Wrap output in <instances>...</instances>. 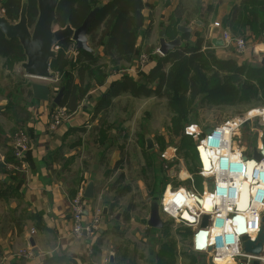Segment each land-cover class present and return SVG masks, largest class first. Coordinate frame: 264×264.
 I'll return each mask as SVG.
<instances>
[{
	"label": "trees",
	"instance_id": "obj_1",
	"mask_svg": "<svg viewBox=\"0 0 264 264\" xmlns=\"http://www.w3.org/2000/svg\"><path fill=\"white\" fill-rule=\"evenodd\" d=\"M27 1L28 22L32 25L37 14L36 0ZM160 1L155 0L152 5H148L143 0H61L58 5L54 24L61 29L67 25L77 29L92 10L99 9L87 36L93 54L76 51L70 40L61 41L58 44L57 57L50 63V69L61 77L63 98L59 108L64 109L66 113L75 112L91 88L104 85L114 74L120 76V79L110 83L107 92L97 102L94 112L102 114L98 123L99 128L94 129L99 131L97 143L106 145L108 153L112 151L113 146L108 137L110 126L106 120V112L113 107V101L124 94L137 99L164 100L168 110L174 114L171 115L169 132L175 137L181 136L187 116L195 114L193 103L198 98L201 99L200 105L210 107L264 105V66L250 64L248 61L239 63L235 59L221 60L209 49L208 44L206 50L201 51L202 38L191 42L188 34L181 35L183 44L180 48L164 57L153 54L154 48L146 45L144 54L148 57L147 63L154 58L155 65L148 73L139 72L138 80L123 74L133 64H138L139 68L138 40L139 38L143 42L148 40L152 32V26L144 27L143 10L148 8L152 14ZM21 3L22 0H1L2 15L11 23L17 22ZM177 3L168 17L169 22L163 25L167 40H173L179 35L177 26L188 27L191 21L203 17L200 0H178ZM167 5L168 2L163 4ZM205 10L209 13L212 7L207 6ZM221 24L232 38H242L248 43L260 42L264 38V0H240L238 4L232 5L229 13L222 18ZM24 59L18 42L6 40L0 33V60L4 61L3 66L7 70H12L14 65L23 62ZM68 69L70 71L66 73ZM21 74L23 77L22 71ZM2 75L5 73L0 69V77L5 79L6 77ZM11 83L10 81L9 84ZM30 85L25 83L14 90L12 88L6 96L9 101H12L11 99L13 101L5 105L6 109L21 108L14 102L23 95L32 100ZM8 86L6 84L2 90L6 91ZM22 131L25 132L19 129L12 134ZM180 143L183 148L192 149L186 139L181 138ZM117 149L121 151V147ZM195 151L197 154V150ZM125 155L127 161L128 154L125 152ZM196 157L198 160L197 155ZM12 164L20 165L15 157ZM117 169L115 166L114 171ZM160 184L163 185L159 182L158 186ZM164 186L166 182L162 190ZM155 189L152 182L148 188L149 197L155 196ZM174 251L175 247L163 245L155 259L158 264H175ZM60 261L51 258L45 264H60Z\"/></svg>",
	"mask_w": 264,
	"mask_h": 264
},
{
	"label": "crops",
	"instance_id": "obj_2",
	"mask_svg": "<svg viewBox=\"0 0 264 264\" xmlns=\"http://www.w3.org/2000/svg\"><path fill=\"white\" fill-rule=\"evenodd\" d=\"M143 2L152 5L155 1ZM143 16L144 27L152 26L153 32L149 34L148 40H138V49L141 46L144 48L152 38L157 21L151 17L148 8L143 10ZM159 21H163V18ZM157 41L159 45V40ZM68 55H71L70 51ZM249 56L248 52L246 59ZM149 63L140 68L138 64H133L123 74L136 79L139 72L148 73L154 67L155 64ZM22 73L24 74L23 71ZM23 77H26L25 74ZM118 79L120 76L114 74L104 85L90 90L76 111L66 113L65 119L55 127L52 124L51 103L34 102L33 98L30 100L23 95L14 102L21 108L6 109L5 105L12 103L13 99L9 101L4 95L2 87L6 83H0V188L8 189L5 200L0 199V264H45L51 258L61 260L60 264H138L140 255L136 247H140L139 244L142 243L140 238L138 242H128L132 248H128L126 260L119 256L114 239H110H122L123 234L118 235L116 228L119 224L128 225L131 213H136L137 216L146 209L149 216V202L143 195L141 202L136 204L130 185L120 186L123 181H113L107 172L101 174L100 167L107 168L110 152L106 153V145L97 143L99 131H94L99 128L98 123L102 118V114H94L97 102L107 92L110 83ZM88 97H92V100ZM106 120L108 122V115ZM108 125L110 126L109 122ZM19 129L25 131L28 140L27 153L22 162L26 169L24 172L15 171L13 167L17 165L12 164L15 157L12 133ZM113 132L109 129V138L115 137ZM117 137L115 138L118 140ZM99 155L102 160L97 165L94 164L93 168L91 163L88 165L81 160L85 156ZM101 163L102 166H99ZM4 168L9 171L10 176ZM185 174H188L187 170ZM89 183L93 184L94 197L89 200L83 198L85 221L91 223L97 211L100 212V219L95 232L90 236L77 238L72 234L70 204L78 194L82 193L83 196ZM138 186L147 196L148 189L140 183H137ZM125 198L130 203L122 201ZM142 221L141 225L147 228V236L151 235L148 244L153 247L158 239L157 234L166 233L165 222L163 221L162 230H154ZM195 234L193 233L194 236ZM152 236L157 238L153 239ZM192 244L194 245V237ZM20 247L33 253V258L16 259L11 252Z\"/></svg>",
	"mask_w": 264,
	"mask_h": 264
},
{
	"label": "rangeland",
	"instance_id": "obj_3",
	"mask_svg": "<svg viewBox=\"0 0 264 264\" xmlns=\"http://www.w3.org/2000/svg\"><path fill=\"white\" fill-rule=\"evenodd\" d=\"M200 1L203 9V17L198 20L196 19V21H191L189 24L188 27L192 29V34L189 35V41L195 42L198 38H202L203 47L201 51H205L208 44L210 46L209 49L214 51L216 57L221 60L226 61L229 59H235L238 60L239 63L241 61H248L250 64L259 65V60L263 58L262 53H264V38H262L260 42L249 43V59H246V56L244 59L238 58L235 55L234 50L231 48L215 49L211 47L210 43L208 42L210 39L209 34L212 31L218 30V32L221 33V31L225 29L221 24L222 18L229 13L232 5L238 4L240 0ZM165 2H168L167 6H163ZM177 2L178 0H161L151 14V17L153 16L157 21L155 22L154 35L152 33V38L147 41L146 45H148V47L152 46L154 48L153 52H156L155 50L158 49V33L162 29L165 30L163 25H166L169 22L168 17L175 8V5L178 4ZM207 6L212 7L211 12L209 13H207L208 11L205 10ZM161 17L163 18V21H159ZM197 21H201L200 26H197ZM54 28L58 29L59 27L55 26ZM146 49L147 47H145V49L143 46L139 47L140 53L138 51V57L141 58L143 55H145ZM156 57L157 55L155 58ZM25 61L26 59H24L23 62L14 65L12 70H7L6 67L3 66L4 61L0 60V69L6 71L5 75L2 76L8 78H5V80L4 78L0 77V83L3 81L6 84H9L10 81L13 83V85L12 83L9 84L4 95L6 96L12 88L14 90L15 87H21V85H24L25 83H40L50 87L52 100L57 95L58 91L62 89L60 79L61 77L59 78V75L57 76L56 72L50 69V72L54 75V79L51 81L34 80L28 77L23 78L21 77V71H23L21 66L23 63H25ZM149 62V64H154L155 59L153 58ZM147 64L148 63L145 65ZM69 71L70 70L68 69L66 73ZM135 78L138 80L139 76H136ZM4 85L5 84H3V86ZM95 87L91 88L90 90L94 89ZM88 99L92 100V97H88ZM51 100L48 103H51ZM114 102L115 104H113V107L108 109L106 113L108 115L110 129L114 131L113 133L115 137L118 136L117 138L119 139L115 140L114 136H110L109 141L112 142L113 148H111L112 151H110V154L108 153L107 168L100 167V170L101 174H104V172L109 173L113 181H123L120 186L130 185L131 194L135 195L134 201L136 204L141 202L143 195L147 202H150L153 199L160 202L164 193L165 186L163 190L162 187L165 182L166 185L169 184L172 188L184 187L186 189H193V191L196 193H202V179L198 175V160L195 150L198 147V143L204 131L211 127L229 124L238 120H242L247 116H253L251 121L246 123L241 129L242 140L244 144L248 145L249 147L254 145L256 146L259 143L262 144L264 142V128L260 126V120L257 116L258 113H262L264 111V105H258L254 107H210L206 105H200L201 99L198 98L193 103L195 114L193 116L190 114L187 116V120L185 121L181 130V136L175 137L169 132L171 115L174 114L168 110L167 104L164 100L157 101L155 99H137L133 98L129 94H124L118 97ZM58 112L59 111L56 110V108H53V115ZM63 114L65 115H61V117L65 119V116H67L66 112ZM188 118L190 119L188 120ZM146 138H150L152 141L153 148L150 151L146 150ZM181 138L186 139L190 143L192 149H189V147L183 148L182 143H180ZM119 147H121V151L117 149ZM117 152H119V155ZM125 152L128 154L127 161ZM172 156L175 158L171 159ZM100 157V155L98 157L85 156L84 159L81 160L85 161L88 165L91 163L90 166L93 168L94 164L97 165L99 161L101 162L102 158L100 160ZM115 163L119 164L115 165ZM99 166H102V163ZM115 166L116 168H119L118 171L113 170L115 169ZM4 170L7 174L9 173V171H7L5 168ZM110 170L112 172H110ZM186 170L191 176V180H186L183 182L179 178H184L181 177V172H185ZM169 171L172 172L170 173ZM152 182L156 188L154 190V197H149V195L146 196V194L142 192L143 190H141L139 186L137 187V183H140V185L145 186L148 189ZM159 182H162L163 185L160 184L158 186ZM7 190V187L0 188V199L5 200ZM122 201H127V198ZM135 214L136 213H131L128 225L119 224V226H117L116 229L119 231L118 235L123 234L122 239H110H114V244L116 246L115 248L118 247V254L122 259L126 260L128 248H132L131 245H128V242H138V238H140L142 243L139 244L140 247H136V249H138L137 252L140 255L138 264H143V262L158 264V261L155 258L157 255H159L163 245L166 247L173 245L176 248L175 264H212L207 254H200V252L194 250L192 244V239L194 237L192 229L183 225H178L173 220L162 214L161 219L165 222L166 233L157 234L158 239L156 243H154V245H156L150 247L148 242L151 239V235L147 236V228L141 225V220H144L148 217V211L145 209L142 212H139L137 216H135ZM157 237L152 236L153 239H156ZM143 240H145V242H143ZM22 251L25 250L21 249L20 247L18 250H13L11 253L16 258L18 253ZM162 258L166 259L165 257Z\"/></svg>",
	"mask_w": 264,
	"mask_h": 264
},
{
	"label": "built area",
	"instance_id": "obj_4",
	"mask_svg": "<svg viewBox=\"0 0 264 264\" xmlns=\"http://www.w3.org/2000/svg\"><path fill=\"white\" fill-rule=\"evenodd\" d=\"M1 1V0H0ZM223 48H231L234 50L238 58L244 59L249 52V43L242 38H232L230 33L224 29L221 31ZM58 50V47L55 48ZM154 54H158V49ZM76 54V53H75ZM263 58H264V53ZM147 55L140 58V66L147 63ZM59 112L53 115L52 124L58 126L63 121L61 115L64 109L56 108ZM63 112V113H62ZM260 126L264 128V111L258 113ZM253 116H247L242 120H238L229 124H223L211 127L208 133H203L198 145L202 149L209 167L205 168L198 148V175L202 179V193H196L193 189L184 187L172 188L167 184L159 202L160 214L170 218L178 225H183L192 229L193 233H197L202 217L208 216V238L207 243L211 248V252L204 251L212 264H239L240 260H246L248 264L257 261L264 264V253L261 257L255 258L245 255L239 247V235L232 226V218L237 213L235 206L238 204L239 192L241 184L246 180V156L250 160L253 151H261L264 142L249 147L242 140L241 129L251 121ZM28 140L24 132H19L13 136L12 148L15 152V159L21 164L13 167L15 171H26L22 164L25 154L27 153ZM175 157L172 156L171 159ZM9 170H12L9 168ZM185 173V172H184ZM181 181L191 180V176L186 174ZM208 180L212 181L213 192H207ZM211 203V209L206 210L202 202ZM71 221L72 234L74 237L81 238L90 236L96 231L99 223L100 212L97 211L92 222L85 221V205L82 193L78 194L71 202ZM247 213L246 215H244ZM243 214L245 218L247 233H255L260 225V219L264 215V155L261 160L253 168L252 184L250 185V206ZM192 218L194 221L189 222L184 216ZM33 233V232H32ZM202 253V252H200ZM34 254L29 251L19 252L16 258L31 259Z\"/></svg>",
	"mask_w": 264,
	"mask_h": 264
},
{
	"label": "water",
	"instance_id": "obj_5",
	"mask_svg": "<svg viewBox=\"0 0 264 264\" xmlns=\"http://www.w3.org/2000/svg\"><path fill=\"white\" fill-rule=\"evenodd\" d=\"M23 1V0H22ZM61 0H36L37 17L32 25L28 22V5L27 1L21 3L19 18L16 23L8 21L0 11V33L6 40H15L20 45L23 55L25 56V63L22 64V70L26 77L34 80H53L54 75L50 72V63L56 59L58 44L64 40H70L76 51H83L93 54V50L88 45V32L92 23L95 20L98 8L92 10L83 21L82 25L77 29H73L67 25L64 28L55 29L56 11ZM197 26L201 25V21L196 22ZM176 30L180 35L171 41L166 40L165 30L162 29L158 33L159 45L158 53L164 57L169 52L180 48L183 44L181 35L192 33V29L184 25L177 26ZM211 47L218 49L223 48L224 43L222 35L218 31H213L208 41ZM261 66H264V58L259 60ZM30 90L32 98L38 102H49L51 100V89L48 85L40 83H31ZM63 98V89H60L57 95L51 100L53 108L60 107ZM206 130L205 133H208ZM146 150H152L153 145L150 138L145 139ZM264 155V146L261 151L254 150L250 160L244 156L246 161V180L241 184L239 192L238 204L235 206L237 213L232 218V226L239 235V247L242 253L248 256L259 258L264 253V215L260 219V225L255 233H247L245 218L241 215L245 213L250 206V185L252 184V172L256 164ZM213 184L208 180L207 192H213ZM84 199H93V184L89 183L83 196ZM119 216V215H118ZM208 216L202 217L199 225V230L194 236V250H197L195 241L198 235L205 234L208 238ZM142 223L154 230H162L164 222L161 219L159 211V201L151 200L149 202V216L143 220ZM208 253L211 248L208 246ZM203 254V253H202ZM239 264H248L246 260H240ZM250 264H259L257 261H252Z\"/></svg>",
	"mask_w": 264,
	"mask_h": 264
},
{
	"label": "bare ground",
	"instance_id": "obj_6",
	"mask_svg": "<svg viewBox=\"0 0 264 264\" xmlns=\"http://www.w3.org/2000/svg\"><path fill=\"white\" fill-rule=\"evenodd\" d=\"M197 148L199 150V153H200V156H201V161H202L204 167L205 168H208L209 167V162L207 161V159H206V157H205L202 149L199 147V145H198ZM185 176H186V174L184 172H181V177H185ZM202 205H205V208H206L207 211L211 209V203L208 201V199H207V202H202ZM246 214L247 213H245L244 215H246ZM184 217L189 222H193L194 221L192 218L187 217L186 215ZM195 246H196L197 250H199L202 253L205 250H207V248H208L209 245L207 243V239H206L205 234H200V235L197 236L196 241H195Z\"/></svg>",
	"mask_w": 264,
	"mask_h": 264
}]
</instances>
